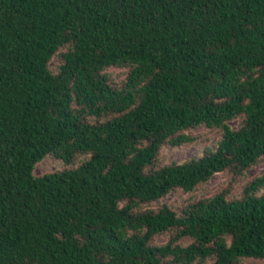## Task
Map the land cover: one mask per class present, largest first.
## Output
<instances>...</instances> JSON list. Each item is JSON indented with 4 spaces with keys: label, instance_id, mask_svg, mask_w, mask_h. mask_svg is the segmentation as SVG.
<instances>
[{
    "label": "trees",
    "instance_id": "16d2710c",
    "mask_svg": "<svg viewBox=\"0 0 264 264\" xmlns=\"http://www.w3.org/2000/svg\"><path fill=\"white\" fill-rule=\"evenodd\" d=\"M199 127L214 149L158 164ZM262 161L264 0H0V264L264 260V175L153 208Z\"/></svg>",
    "mask_w": 264,
    "mask_h": 264
},
{
    "label": "rangeland",
    "instance_id": "374dc122",
    "mask_svg": "<svg viewBox=\"0 0 264 264\" xmlns=\"http://www.w3.org/2000/svg\"><path fill=\"white\" fill-rule=\"evenodd\" d=\"M57 64L58 59L54 57L49 65L51 71H56ZM105 73L108 75L111 81L115 83L116 86L121 87L125 81L127 69L108 68ZM240 121L241 119H234L229 121L228 124L233 129H236ZM186 135L192 139L191 142L183 144L177 148L164 146L158 156V164L166 165L172 162L182 163L201 156L205 149H214L216 147V144L220 139L221 132L214 129L199 127L197 129L187 131ZM83 159H85V157H79L76 162L79 163ZM64 167L65 165L62 161L54 158L52 155H49L35 166L34 175L36 177H41L46 174L60 171ZM262 175H264V161L253 166L242 176L238 177L236 181L231 179V174L228 172L218 173L212 176L206 184L199 186L193 192L184 193L180 190H177L169 193L167 196L160 199L158 203L154 204L153 208H157L159 205L166 204L173 207L174 209H178L187 203L211 197L226 188L229 189V194L227 197L230 199H235L241 195L243 188L246 187L248 182ZM167 239V234L158 235L153 243L155 245H161L164 244ZM181 242L182 244H187L189 241L187 239H183ZM242 264H264V260L258 258H245L242 259Z\"/></svg>",
    "mask_w": 264,
    "mask_h": 264
}]
</instances>
